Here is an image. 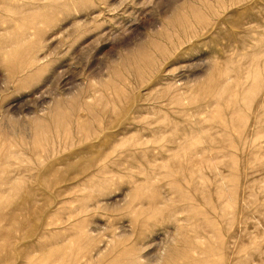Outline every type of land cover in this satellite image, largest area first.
<instances>
[{
    "label": "rangeland",
    "instance_id": "obj_1",
    "mask_svg": "<svg viewBox=\"0 0 264 264\" xmlns=\"http://www.w3.org/2000/svg\"><path fill=\"white\" fill-rule=\"evenodd\" d=\"M9 177L0 264H264V0H0Z\"/></svg>",
    "mask_w": 264,
    "mask_h": 264
},
{
    "label": "bare ground",
    "instance_id": "obj_2",
    "mask_svg": "<svg viewBox=\"0 0 264 264\" xmlns=\"http://www.w3.org/2000/svg\"><path fill=\"white\" fill-rule=\"evenodd\" d=\"M55 110H57V108L55 109ZM54 110V111H55ZM50 114V113H49ZM48 114V115H49ZM63 112L61 113L59 110H57L55 113H53L52 112V119H54L55 121H57L58 122V124L59 123H61V124H63L61 121L64 119L63 118ZM41 120L40 119H38V118H36L35 120H34V127H36V128H40L41 127V125L39 124V122H40ZM65 121V120H64ZM50 122V121H49ZM65 123V122H64ZM44 124V123H43ZM51 124H52V122H51ZM45 125V124H44ZM44 125H42L43 126V128H44ZM57 125V124H56ZM52 126V125H51ZM42 128V129H43ZM57 129V128H56ZM36 132V131H35ZM54 132H56V131H54ZM65 132V131H64ZM39 133V132H38ZM37 133V134H38ZM40 133H41V131H40ZM44 133V132H43ZM42 134V133H41ZM33 135H34V133H33ZM34 137V136H33ZM38 137V136H37ZM52 139V138H51ZM28 144V143H27ZM29 145V144H28ZM39 145H40V143H39ZM26 146V145H25ZM35 146V145H34ZM30 147H31V145H30ZM45 147V146H44ZM50 150V149H49ZM29 152V151H28ZM53 152V151H52ZM47 153V152H46ZM51 156V155H50ZM48 158V157H47ZM67 160V159H66ZM39 164V163H38ZM66 164V163H65ZM18 178V177H17ZM13 178V177H9V178H7V179H1V183L3 184V185H5L6 187H9V188H13V189H18V188H21L22 186H24V185H27V181H29L28 179H27V181L24 179V178ZM39 179V178H38ZM41 179H39V181H40ZM38 181V182H39ZM47 180H45L44 182H46ZM49 181H51V179L49 180ZM56 181V180H55ZM42 182V181H41ZM40 183V182H39ZM41 184V183H40ZM44 184V183H43ZM49 184V183H48ZM54 184V183H53ZM28 186V185H27ZM50 186H51V184H50ZM62 249V248H61ZM49 251V250H48ZM47 252V251H46ZM50 256V255H49Z\"/></svg>",
    "mask_w": 264,
    "mask_h": 264
}]
</instances>
